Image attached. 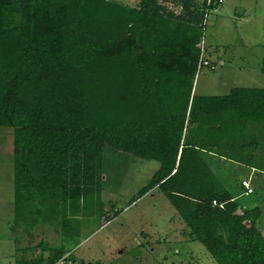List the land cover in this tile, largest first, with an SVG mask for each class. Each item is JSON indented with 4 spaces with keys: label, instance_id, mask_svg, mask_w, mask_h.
<instances>
[{
    "label": "trees",
    "instance_id": "1",
    "mask_svg": "<svg viewBox=\"0 0 264 264\" xmlns=\"http://www.w3.org/2000/svg\"><path fill=\"white\" fill-rule=\"evenodd\" d=\"M205 14L204 0H0V127L12 128L15 218L37 202L75 243L80 219L104 216L110 149L158 163L136 199L156 190L217 264H264L259 209L238 213L202 153L261 170L264 86L193 95ZM67 253L62 244L48 263L16 264Z\"/></svg>",
    "mask_w": 264,
    "mask_h": 264
},
{
    "label": "rangeland",
    "instance_id": "2",
    "mask_svg": "<svg viewBox=\"0 0 264 264\" xmlns=\"http://www.w3.org/2000/svg\"><path fill=\"white\" fill-rule=\"evenodd\" d=\"M109 1L127 7L139 2ZM263 23L264 0H223L218 11L208 15L199 45L213 69L203 67L196 73L193 95L222 96L234 87L264 86L259 69ZM256 143L262 161L263 144ZM158 166L156 161L104 149L100 197L104 216L80 219L79 239L73 243L61 231L59 214L57 222L50 223V215L47 220L38 213L37 202H30L26 218H15L12 128L0 127V264L47 262L52 250L62 244L71 252L64 264H217L198 241H191L184 223L156 190L136 199ZM261 167L264 171V163ZM221 171L226 188L239 202V212L258 205L256 227L264 237V174L227 167ZM242 181L253 191L249 197ZM131 200L136 201L129 206Z\"/></svg>",
    "mask_w": 264,
    "mask_h": 264
},
{
    "label": "crops",
    "instance_id": "3",
    "mask_svg": "<svg viewBox=\"0 0 264 264\" xmlns=\"http://www.w3.org/2000/svg\"><path fill=\"white\" fill-rule=\"evenodd\" d=\"M204 51V50H203ZM264 52V51H263ZM205 55V54H204ZM263 56V54H262ZM206 57V56H205ZM262 60V58H261ZM260 64H261V61H260ZM213 65V64H212ZM260 69V68H259ZM262 88V87H260ZM231 89V88H230ZM229 89V90H230ZM193 93V92H192ZM209 142V141H208ZM263 152H264V147H263ZM203 153V159L205 160L206 164L208 165V167L211 169L212 173L215 175V177L226 187L225 185V182H226V177L223 176V174L221 173V167H224V168H228V169H235V170H238V169H246L248 171L249 174L251 175H255V174H259V175H262L264 174V171L263 168L262 170H257L255 168H250V167H246L244 165H241L237 162H234V161H231V160H228V159H225L224 157L220 156L216 151H214V149H212L211 151L209 150H203L202 151ZM257 153H259V149L255 150L254 151V154H255V162L257 165H260L262 163H264V156H263V159L262 161L259 160V158L257 157ZM264 155V154H263ZM257 168V167H256ZM242 186V185H241ZM248 187V185H247ZM247 187H244L242 186V188L244 189L245 193H247V195L245 194V197H249L253 191H250L248 189H246ZM242 189V190H243ZM233 197V196H232ZM234 202L237 203L238 205V209H239V202L234 200V197L232 199ZM258 205H254L252 208L256 207ZM246 209H250V208H246ZM246 209H243V210H246ZM238 213H241V211L239 212L238 210Z\"/></svg>",
    "mask_w": 264,
    "mask_h": 264
},
{
    "label": "built area",
    "instance_id": "4",
    "mask_svg": "<svg viewBox=\"0 0 264 264\" xmlns=\"http://www.w3.org/2000/svg\"><path fill=\"white\" fill-rule=\"evenodd\" d=\"M222 2L223 0H204L206 14H205V18L203 21V26L205 25L206 18L208 17V15L210 13H216L219 7L222 5ZM199 48L201 51H200L199 60L197 63L196 73H198L201 69H203V67L213 69V65L206 59L204 55L203 47L200 46ZM241 185L244 187H247L248 183L246 181H242ZM65 258L66 256L63 257L61 260H59L56 264H64Z\"/></svg>",
    "mask_w": 264,
    "mask_h": 264
}]
</instances>
